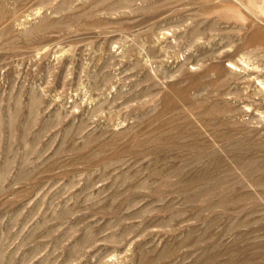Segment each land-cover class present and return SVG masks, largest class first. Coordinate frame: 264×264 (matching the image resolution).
<instances>
[{
    "label": "rangeland",
    "instance_id": "374dc122",
    "mask_svg": "<svg viewBox=\"0 0 264 264\" xmlns=\"http://www.w3.org/2000/svg\"><path fill=\"white\" fill-rule=\"evenodd\" d=\"M0 264H264V0H0Z\"/></svg>",
    "mask_w": 264,
    "mask_h": 264
}]
</instances>
